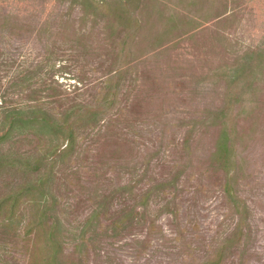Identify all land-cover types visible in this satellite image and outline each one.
<instances>
[{
    "label": "trees",
    "instance_id": "16d2710c",
    "mask_svg": "<svg viewBox=\"0 0 264 264\" xmlns=\"http://www.w3.org/2000/svg\"><path fill=\"white\" fill-rule=\"evenodd\" d=\"M36 1L0 0V148L5 151L0 170L22 177L18 186L6 184L9 193L0 199V230L16 239L21 237L17 233L19 223L12 218L23 204L25 209L19 215L23 221L20 223H24L22 264H82V250L99 236L115 238L142 229L150 233L160 215H178L182 176L203 162L208 178L218 177L214 185L228 201L229 215L221 217L204 256L188 264H222L226 254L241 246L243 249L238 250L248 253L257 232L252 226V210L234 186L246 166L244 160L237 159V145L250 139L247 135L255 131L254 122L259 118L255 114L242 127H238L237 121L240 117L250 119L257 109V90L264 83V35L254 48L229 62L222 56L232 41L222 27L243 13L234 6V0H53L69 3L66 12L56 15ZM76 7L79 15L71 19L69 10ZM193 11L199 12L200 17L192 15ZM88 22L91 27L83 28ZM208 30L212 36L207 35ZM204 38L213 40L214 49L221 53L216 64L205 68L196 65L197 60L194 64L186 61L183 68L182 62L169 57L165 67L171 70L170 74L160 66L158 72H152L159 65V58L181 41L197 42ZM21 39L25 43L29 39L39 43L46 39L53 45L31 62L18 47L13 48ZM57 41L62 45L70 41L71 58H82L83 67L95 61L101 77L98 84H93L90 99L80 100V94L72 96L60 90L61 85L54 79V64L63 59L67 49L56 45ZM175 66L183 72H177ZM166 79L176 83L174 87H179V92L165 87ZM72 80L82 81L78 77ZM185 87L191 95L187 101L180 97ZM214 91L220 105L201 110L183 138L188 148L196 125L217 128L204 161L199 157V164L194 165V155L187 153L181 166H173L170 172L157 177L149 166L151 158L131 165L126 160L133 151L132 145H128L131 141L118 142L117 138L112 143L105 142L104 147L115 145L119 152L115 162L121 159L119 167L116 163L109 166L113 157L109 150L105 152L110 154L102 153L105 164L115 172L94 166L85 187L75 170L71 186L80 187L84 198L59 208L63 205L52 189L57 175L54 167L58 160L74 155L80 132L84 139L92 133L99 134L102 128L108 131L115 122L128 128L137 117L146 121L150 117L160 123L165 118L162 106L167 100L170 106L179 102L184 105L192 103L194 97L206 99ZM246 102L251 107L244 106ZM169 129L172 128L166 131ZM34 139L39 143L31 151L14 148L16 143L30 145ZM95 157L100 164L104 163L101 155ZM112 171L113 177H109ZM100 185L97 192L94 188ZM155 199L160 202H154ZM89 201L92 206L87 217L79 226L67 228L60 215L66 213V208L72 214L80 202ZM152 204L159 206L158 210H153ZM75 238L73 251L66 254L65 241Z\"/></svg>",
    "mask_w": 264,
    "mask_h": 264
},
{
    "label": "rangeland",
    "instance_id": "374dc122",
    "mask_svg": "<svg viewBox=\"0 0 264 264\" xmlns=\"http://www.w3.org/2000/svg\"><path fill=\"white\" fill-rule=\"evenodd\" d=\"M234 1V6H238L240 8L238 11L243 13L239 14L234 22L222 27L224 32L230 35L232 41L230 46L226 47L222 56L225 57V61L229 62L235 59L237 55L254 48L264 35V0ZM36 2L43 3L47 11L52 12L54 15L66 12L69 6L68 2L53 0H44V2L37 0ZM35 7L40 8L36 5ZM197 8L198 6L192 10ZM69 13L71 19H77L79 9L77 7L73 8L69 10ZM198 13L197 11L191 12L192 15L196 14L200 17ZM90 27L91 23L88 22L83 28ZM208 29H211V26ZM209 31L211 30H208L207 35L212 36ZM45 40L40 43L36 39H29L27 43L22 40L13 44V48L18 47L21 54L25 55V59L32 62L39 59L38 54H41L47 46L52 48L53 42ZM55 44L61 46L62 49H67L65 56L62 57L63 59L54 64L56 66L54 79L61 85L59 86L60 90L72 93V96L80 94L77 96L80 100L90 99L94 93L93 84H98L97 80L101 77L96 70L95 61H90L83 67L84 60L82 58L78 59L79 56L77 55L71 58L73 52L69 50L70 41H66L64 45L61 44V41H57ZM214 45V41L208 38L197 42L195 40L181 41L173 51L171 50V52H167L159 58V65L157 64L152 72H158L160 66L165 68L164 72L170 74L171 70L165 67V62L169 57V60L178 59L180 63L182 62L183 68L187 65L186 61L189 64H194L196 60V65L199 67L209 68L216 64V60L221 54L214 49ZM175 68H177V72H183L181 67L175 66ZM186 71L190 72L189 70ZM75 77L81 78V83L72 80ZM174 84L176 83L168 79L165 80V87L179 92V87L175 88ZM220 87V85L217 86L218 90H221ZM258 88L256 105H254L257 109L253 111L250 119L240 117L237 121L238 127H242L247 126L255 114L259 118L254 122L257 126L255 131L247 135V137L251 136L250 139H247L243 145H237V159L244 160L246 166H244L245 171L242 176L234 185L237 194L246 200L252 210V226H254L257 233L248 253L244 254L238 250L239 248L243 249V246L233 249L230 254L225 255L222 264H264V83L260 84ZM214 93L206 99L194 97L192 103H185L184 105L179 102L170 106L167 100L165 106H162V115L165 118L160 123L152 121L150 117H146L148 121L137 117L128 128H123L122 124L115 122L108 131L102 128L99 134L92 133L84 139L85 135L81 136L80 132L79 137L81 136L82 140L78 137L74 155L58 160L54 167L57 175L52 189L54 194H57L60 204L63 205L59 208L62 210L63 207H68L69 204L77 202L79 198H84L79 192L81 191L80 187L71 186L73 183L72 172L77 170V175L80 177L82 184L87 187L88 174L91 173L94 166H98L102 171L103 169L114 170L109 166H114L116 159L119 158V152L115 150L114 144L111 148H105L104 143H112L111 140H117V138H119L118 142L124 139L131 141L128 145H132L133 151L131 155L126 157L131 165L151 158L149 166L157 177L170 172L173 166H181L187 153L191 154L192 157L194 155V165L199 164V157H201V161H204L209 156L217 128L196 125L189 137L188 148H185L183 138L193 126L192 121L198 120L201 110L204 108L212 109L214 106L220 105L217 99L218 95L215 91ZM180 97L185 101L188 97L191 98L188 87L183 88ZM121 98L120 94L118 101ZM244 106L251 107L249 102H246ZM114 117L111 116V118ZM176 125H179V127H176ZM154 126H159V128ZM166 128L172 129L166 131ZM161 129H163L162 133H160ZM38 143L34 139L30 145L25 142L16 143L14 148L16 150L20 149L22 152L25 149L31 151L30 148L35 147ZM101 148L104 150L101 151ZM105 149L109 150L111 154L105 152ZM4 153V149L0 148V159L4 156ZM102 153L113 156L109 166L105 164ZM31 154L33 153L31 152ZM95 155H101L104 163L100 164ZM120 162L121 159L116 163L118 167ZM208 174L207 165L203 162L200 166L193 168L192 171L189 169L182 176L179 185L182 192L178 200L180 208L178 215H160L157 218L155 228L150 233L142 229L141 231L132 230L122 233L115 238L99 236L96 241L88 242L86 249L82 250V264H188L200 260L207 250L206 244L211 242L212 236L218 230L217 226L222 221L221 217L225 215L228 217L229 215L228 201L223 199L220 189L217 185H214L218 177L215 176L209 179ZM109 175V177H113V171ZM21 178V176L12 174L7 170H0V199L9 193L6 184L11 187L18 186L21 183ZM101 187L100 185L94 189L99 192ZM154 202L160 201L155 199ZM91 206V201L89 203L80 202L75 207L77 209H73L75 211L72 214H68L69 209L66 208V213L65 211L62 214L60 213L65 226L69 229L79 226L89 214ZM151 207L155 211L159 208V206L155 207L153 204ZM23 209H25V206L21 204L16 216L12 218L15 223H19L17 224V233L21 237L16 239L0 230V264H14L17 262V264H22V251H24L22 248V227L24 223H20L23 221L19 220V215ZM24 218L21 219L24 220ZM1 223L2 219H0V225ZM79 231L76 232L77 235ZM77 238L65 241L64 252L66 254L73 251Z\"/></svg>",
    "mask_w": 264,
    "mask_h": 264
}]
</instances>
